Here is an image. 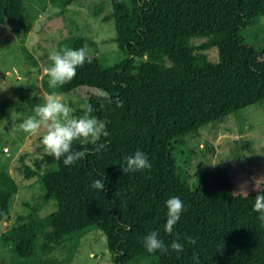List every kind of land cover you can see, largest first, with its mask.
I'll list each match as a JSON object with an SVG mask.
<instances>
[{
	"label": "trees",
	"instance_id": "1",
	"mask_svg": "<svg viewBox=\"0 0 264 264\" xmlns=\"http://www.w3.org/2000/svg\"><path fill=\"white\" fill-rule=\"evenodd\" d=\"M27 0H0V25L18 39L26 36ZM69 0L65 1V4ZM110 10L92 14L113 24L124 58L107 65L95 54L77 67L69 81L47 94L91 103L93 115L106 120L108 136L99 151L91 143L73 141L82 159L65 166L45 154L27 178L38 176L42 203L54 201L56 211L44 218L40 206L2 234L15 263L41 264L43 256L65 244L70 251L91 228L101 230L110 263L130 264H264V225L252 209L264 192V156L242 165L240 157L202 171L193 185L176 165L174 147L206 124L233 115L264 100V47L247 45L240 33L264 17V0H109ZM193 39H208L200 46ZM84 47L83 40L68 48ZM215 48L218 62L204 53ZM123 83V87H121ZM104 93V95H101ZM123 101L117 105L116 101ZM8 102H2L6 107ZM82 114L78 106L73 116ZM98 141L97 143H100ZM144 151L152 167L123 173L120 164L135 150ZM104 189L91 187L94 179ZM17 185L0 170V209L7 212ZM179 196L185 205L172 233L163 231L164 200ZM122 223L130 224L125 231ZM159 228L168 245L179 237L183 251L148 253L142 237ZM191 237L194 244L184 241ZM3 264V263H2Z\"/></svg>",
	"mask_w": 264,
	"mask_h": 264
},
{
	"label": "rangeland",
	"instance_id": "2",
	"mask_svg": "<svg viewBox=\"0 0 264 264\" xmlns=\"http://www.w3.org/2000/svg\"><path fill=\"white\" fill-rule=\"evenodd\" d=\"M27 0L26 22L28 34L16 38L6 24L0 25V170H5L17 185L7 212L0 209V264H18L11 248L1 236L17 224L19 218L40 206L38 215L44 218L56 211L54 201L42 203L43 193L38 176L27 178L25 168L36 170L47 154L41 144L43 127L36 133H24L19 124L35 103L42 102L47 92L42 80L50 64L53 50L68 48L73 40H83L86 54H95L107 65L119 63L125 56L115 41L113 24L101 21L110 10L109 0ZM94 7L102 8L100 17L92 14ZM244 42L256 50L264 47V17L255 19L240 33ZM208 39H193L200 46ZM212 63L218 62L215 48L204 52ZM73 109L80 106L58 95ZM2 102H8L3 107ZM176 165L197 185L202 171L215 170L234 157L242 165L264 156V100L250 105L236 114L206 124L197 132L186 135L173 149ZM42 166V165H41ZM41 264H96L110 263L111 255L105 234L98 228L89 229L70 251L65 244L42 257ZM153 259L139 263L150 264ZM20 264V263H19Z\"/></svg>",
	"mask_w": 264,
	"mask_h": 264
},
{
	"label": "clouds",
	"instance_id": "3",
	"mask_svg": "<svg viewBox=\"0 0 264 264\" xmlns=\"http://www.w3.org/2000/svg\"><path fill=\"white\" fill-rule=\"evenodd\" d=\"M50 64L45 68L48 76L49 88L55 89L66 81H69L76 74L77 67L84 63L91 62V57L86 56V49L80 48H62L53 50L49 54ZM121 83V87H123ZM104 95V93H101ZM117 105H122L123 101L117 100ZM82 114L73 116V109L55 93L45 94L42 102L35 103L32 108V114L27 115L19 124V129L24 133H36L43 127L45 131L41 135V144L44 151L54 159L60 160L65 166L74 164L82 159L84 151L73 148V141L78 140L81 144L91 143L99 151L104 147L101 137L108 136L106 129V120L93 115L94 109L91 103L80 105ZM101 141L100 143H97ZM123 173L137 172L147 170L152 167L147 154L142 150H135L130 155L125 156L120 164ZM91 187L96 190H102L105 182L102 179H94ZM164 204V222L163 231L172 233L174 225L177 224L184 211L185 205L179 196H169L163 202ZM253 211L256 212V219L260 225H264V192H257L252 204ZM121 227L127 231L130 224L122 223ZM160 229L149 230L142 237V246L148 253L157 251L167 252L169 249L176 251L177 254L183 251L184 243L179 237L173 239L168 245H165L163 239L159 236ZM184 241L194 244L191 237H184ZM193 264H199L197 255L192 257Z\"/></svg>",
	"mask_w": 264,
	"mask_h": 264
}]
</instances>
